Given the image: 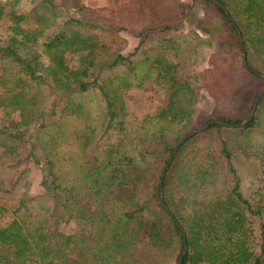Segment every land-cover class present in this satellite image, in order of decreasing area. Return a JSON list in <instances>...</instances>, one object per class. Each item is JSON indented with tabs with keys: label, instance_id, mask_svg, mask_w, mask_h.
Masks as SVG:
<instances>
[{
	"label": "trees",
	"instance_id": "1",
	"mask_svg": "<svg viewBox=\"0 0 264 264\" xmlns=\"http://www.w3.org/2000/svg\"><path fill=\"white\" fill-rule=\"evenodd\" d=\"M200 1L215 12L210 34L216 38L221 31L219 40L227 37L239 53V67L264 87V80L243 65L246 61L264 74V0H219L239 29L243 53L223 10L211 0ZM6 2H0V19ZM69 5L78 6L77 0H36L28 15L12 10L9 32L0 37V220L7 211L12 214L8 223H0V264H176L184 241L181 264H264L262 219H257L260 231H253V218L262 209L242 196L238 180L231 187L220 186L217 162L204 159L205 153L202 158L185 155L192 137L178 147L162 180V197L175 221L158 200L160 173L178 141L166 138L159 119L182 124L180 138L187 135L197 96L192 84L203 74L194 72L191 82L176 79L178 65L195 59L192 43L171 52L166 40L155 54L138 60L132 58L138 46L102 58L98 37L88 30L97 23L68 16L64 10ZM57 16L66 18L61 25L53 21ZM27 18L35 25L22 26ZM171 28L165 24L161 29ZM74 55L76 62H71ZM209 61L213 67L206 72L213 74L230 64L220 52H213ZM151 82L165 91L167 104L143 115L132 130L127 118L135 113L120 92ZM87 92L102 106L97 134L78 98ZM252 103L253 97L239 117L220 112L206 121L237 123ZM263 125L264 93L251 120L238 130H263ZM211 128L223 126L213 123L203 131ZM231 150L222 139L220 152L229 161ZM190 157L193 166L186 168ZM29 164L40 172L43 195L28 197L18 183ZM199 189L211 197L198 202ZM70 224L72 230H67Z\"/></svg>",
	"mask_w": 264,
	"mask_h": 264
},
{
	"label": "rangeland",
	"instance_id": "2",
	"mask_svg": "<svg viewBox=\"0 0 264 264\" xmlns=\"http://www.w3.org/2000/svg\"><path fill=\"white\" fill-rule=\"evenodd\" d=\"M0 2L7 3L4 15L0 19V37H4L9 32V12L13 10L17 14L28 15L35 6L36 0H0ZM55 2L58 3V0ZM77 3L78 6L74 7L70 4L64 13L97 23V27L88 30L97 35L101 49L99 55L102 58L106 55L105 53L116 51L125 54L138 46V51L132 57L138 60L141 55L144 57L155 54L167 41H170L167 48L173 46L170 49L171 52L179 51L181 48L183 50V47L192 43L194 46L192 49L196 51L195 59L193 58L190 64H179L175 69L176 79L181 83L193 81L194 72L203 73L193 81V84L191 83L195 86L197 96L192 104L190 121L185 128L187 133L206 122V119L213 114L227 112L239 117L246 111L252 97L254 100L256 93L263 88H261V81L244 73L239 67L237 63L239 53L234 45L232 47L228 43V38L219 40L221 31L217 32L219 37L216 38L213 36L214 31L212 35L210 34L212 33L210 29H214L215 12L200 0H77ZM65 19L57 16L53 21L61 25ZM165 24H170L172 28L161 29ZM21 25L30 27L35 25V22L33 18H27L21 21ZM149 27L151 30H148ZM143 30L144 32L141 33ZM142 39L144 41L139 45ZM102 42L106 45L103 44L105 47L101 46ZM192 49L189 51L192 52ZM38 51L41 52V60L48 64L47 56L41 49ZM213 52H220L230 62V64H224L221 67L223 69L214 74L206 72L213 67L209 61ZM72 58L71 62H76V56ZM164 92L153 82L145 88L132 86L121 90V96L128 100L135 113L127 118L132 130L140 125L143 115H153L160 106L167 104V95ZM78 98L84 104L86 115L92 117L89 122L96 129L94 134H97L100 130L101 104L92 92L83 93ZM2 112L3 108L0 107V116ZM16 116V112L12 114V118L16 119ZM152 122H156L155 118H152ZM181 125L165 119H159L158 124L171 143L181 139L180 135L183 134ZM147 126L152 129L155 125L148 123ZM238 129L223 127L219 131L217 128L202 130L191 136V142L185 147V155L195 153L202 158L201 156L205 153L204 159L211 160L212 163L217 162L214 165L218 167L216 174L220 186L231 187L238 180L242 196L253 207L258 206L262 209V213L253 218V231L258 233L260 229L257 219L260 218L264 222V156L261 157L262 147H264V125L263 130L258 126L245 132ZM89 131L90 129H87L88 134H92V131ZM222 139L226 140L232 149L231 161L223 157L220 152ZM242 147L247 151H243ZM64 149L68 151L70 147L66 145ZM187 161L189 162L186 163V168H191L193 157ZM231 166L235 173L231 172ZM23 177L24 179L18 183L24 186L26 196L43 195L38 168L29 164V169ZM197 192L198 202H205L211 197L201 189ZM14 197L11 196V199ZM11 218L10 211L4 213L0 220L1 225L8 223ZM72 227L70 224L67 230H72Z\"/></svg>",
	"mask_w": 264,
	"mask_h": 264
},
{
	"label": "water",
	"instance_id": "3",
	"mask_svg": "<svg viewBox=\"0 0 264 264\" xmlns=\"http://www.w3.org/2000/svg\"><path fill=\"white\" fill-rule=\"evenodd\" d=\"M212 3H214L216 6H218L219 8H221L223 10V12L227 15V17L230 19V21L232 22V24L235 26V29L237 31V37H238V43L240 46V49L243 53L244 49H243V42H242V36L239 33V29L237 28V26L235 25V22L232 20L231 16L229 15L228 10L225 8V6L219 1V0H211ZM243 65L245 66L246 69H248L250 72H252L253 74H255L256 76H258L259 78H261L262 80H264V74L258 72L257 70H254L253 68H251L248 63L246 61H243ZM264 93V87L262 89H260L253 100L251 109L248 113V115L242 119L241 121L237 122V123H232V122H228V121H223V120H219V119H210L202 124H200L199 126H197L196 128H194L192 131L188 132L186 136H184L183 138H181L177 143H175L172 147L171 153L168 157V160L166 162V164L163 167V170L160 173V178H159V187H158V200L161 204V206L163 207L164 211L167 213V215L175 221V217L172 214V212L170 211V209L166 206V204L164 203L163 197H162V180H163V176L165 174L166 169L168 168L169 163L172 161L173 156L176 152V150L178 149V147L185 141V139L199 133L200 131L204 130L205 128H207L209 125L215 123L217 125H221L223 127H227V128H240L246 125V123L248 121L251 120V118L253 117L257 102L259 101L260 97L262 96V94ZM179 226V224H177ZM181 232L182 235L185 237L184 231L181 228ZM186 242H183L182 245V250L181 253L178 256L177 262L176 264H181V260H182V256L186 251Z\"/></svg>",
	"mask_w": 264,
	"mask_h": 264
}]
</instances>
